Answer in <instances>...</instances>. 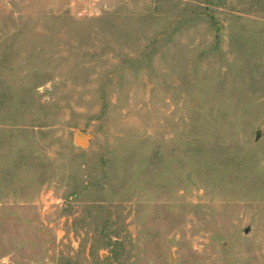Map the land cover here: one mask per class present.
Returning <instances> with one entry per match:
<instances>
[{
  "label": "rangeland",
  "instance_id": "rangeland-1",
  "mask_svg": "<svg viewBox=\"0 0 264 264\" xmlns=\"http://www.w3.org/2000/svg\"><path fill=\"white\" fill-rule=\"evenodd\" d=\"M171 254L264 264V0H0V264Z\"/></svg>",
  "mask_w": 264,
  "mask_h": 264
},
{
  "label": "water",
  "instance_id": "water-1",
  "mask_svg": "<svg viewBox=\"0 0 264 264\" xmlns=\"http://www.w3.org/2000/svg\"><path fill=\"white\" fill-rule=\"evenodd\" d=\"M258 134L259 131L257 132V135ZM88 140H89L88 135L83 131H77L74 135V142L81 147H86L88 144ZM169 264H176L175 257L173 254L170 255Z\"/></svg>",
  "mask_w": 264,
  "mask_h": 264
}]
</instances>
